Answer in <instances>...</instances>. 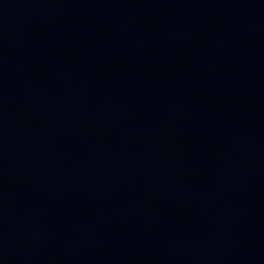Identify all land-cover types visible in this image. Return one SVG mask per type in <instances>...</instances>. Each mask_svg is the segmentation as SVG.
I'll list each match as a JSON object with an SVG mask.
<instances>
[{
	"label": "water",
	"instance_id": "95a60500",
	"mask_svg": "<svg viewBox=\"0 0 264 264\" xmlns=\"http://www.w3.org/2000/svg\"><path fill=\"white\" fill-rule=\"evenodd\" d=\"M0 264H264V0H0Z\"/></svg>",
	"mask_w": 264,
	"mask_h": 264
}]
</instances>
